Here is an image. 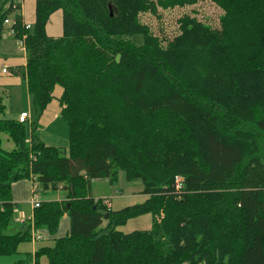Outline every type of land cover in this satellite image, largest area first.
<instances>
[{
    "label": "trees",
    "instance_id": "1",
    "mask_svg": "<svg viewBox=\"0 0 264 264\" xmlns=\"http://www.w3.org/2000/svg\"><path fill=\"white\" fill-rule=\"evenodd\" d=\"M19 1L0 0V43L5 20L25 37L16 74L34 120L0 117V256L30 242V226L11 231V187L28 179L39 192L67 193L35 209L37 229L54 235L70 220V234L37 250L36 264H264V0H211L220 29L184 16L165 47L140 15L204 0H33L31 29ZM56 13L60 37L47 33ZM57 86L68 149L37 135ZM2 102L0 89V116ZM121 172L147 199L114 211L92 184L114 185ZM145 215L150 230L120 231Z\"/></svg>",
    "mask_w": 264,
    "mask_h": 264
},
{
    "label": "rangeland",
    "instance_id": "2",
    "mask_svg": "<svg viewBox=\"0 0 264 264\" xmlns=\"http://www.w3.org/2000/svg\"><path fill=\"white\" fill-rule=\"evenodd\" d=\"M25 10H26L25 16L27 21L33 23V13H35V7L33 5V2H25ZM222 12L223 11L211 0H204L193 5L176 6L167 9H163L160 6H156L155 12L153 14L150 12L143 13L140 15L139 18L141 23H143L144 25H148L149 28L147 29H149L150 31L149 35L151 36L153 35V37L154 36L158 37V39L162 42L161 43L162 46L165 47L169 42L173 41L175 38L182 35V31L180 30L179 27H180V19H182L184 16H190L191 18H196L204 25H207L208 27H211L213 29L215 28L220 29V18L223 15ZM58 16H60V13H58L57 16H55L52 19V24L48 29V34L51 36H58L60 32H62L60 22L57 21ZM57 23L59 24V27H57ZM8 27L9 26H7L6 29H9ZM17 44H18L17 40L15 39L14 36L12 37V39H10L9 37H5L4 39H2L0 43V64L5 60L9 62H18V63L21 62V59L23 60L24 53H20V51L18 50L19 46H17ZM2 69L5 70V67L3 65L0 71ZM6 70L7 71L3 72L4 74L8 73L7 68ZM19 78L21 79L22 84L17 83V84H12L10 86L4 85L5 88L1 87L2 97H3L2 103L6 105V108H5V113L0 117L16 121L20 115V112L24 110L26 113H29L31 119L34 120V114H33L34 109H33V105L30 102L31 98L30 96H28L26 81L23 80L21 76H19ZM59 91H61V89H59ZM37 135L39 136L40 140L43 143H45L47 146L56 147V148H67V149L69 148L68 129L67 126L62 121L57 122L49 129H45V130L41 129V131L39 130L37 132ZM2 147L6 151H12L15 145L13 141L9 140L7 135H2ZM126 178H127L126 174L124 172H121L119 178L117 179L118 180L117 183L114 185H111L107 180H99L93 182L91 193L93 194V196L95 195L96 197L99 196L103 197L100 199H96L95 201L97 200L102 201L106 199L108 200L107 205L109 204V206H107L104 203L103 205L106 206L107 208H110L112 202L109 197L115 196L116 191L121 192L120 190H122L123 199L119 200V202L123 203L127 200L126 204H131L132 196L140 195L144 187H143V183L140 180L129 182ZM22 182L28 183L31 186L28 179L20 180L12 185L11 195L13 194L12 193L13 186ZM32 193H33V188H32ZM30 196L33 198V194L30 193ZM38 196H39V201H42L43 203L61 202L60 200L62 199L66 200L67 198L65 192L63 191L55 192L52 190L46 192L40 190V192H38ZM146 217L149 218H142L138 221H135L133 223L134 226L133 230H143L144 226L142 225L143 223L142 221L144 220L147 221V219H150L151 216H146ZM61 222L62 220L59 223L57 232L61 228L60 226ZM33 228L36 231H39V229H37L35 225H33ZM39 237H43V236H41L40 234ZM32 240H33L32 237H30L31 242L20 244L18 247V252L16 254H13L11 256H4V257L0 256V264H26L28 262L27 259L29 254L31 256H34L38 252L37 250H40L41 248L47 245L43 243L37 245L35 248L32 246L33 243ZM37 242L39 243V241ZM38 264H48V262L45 258H40Z\"/></svg>",
    "mask_w": 264,
    "mask_h": 264
},
{
    "label": "crops",
    "instance_id": "3",
    "mask_svg": "<svg viewBox=\"0 0 264 264\" xmlns=\"http://www.w3.org/2000/svg\"><path fill=\"white\" fill-rule=\"evenodd\" d=\"M25 2H33L34 7H35V3H34L33 0H31V1L30 0H23L22 5H21L22 6L21 15L23 17L24 24L29 25L30 27H33V25L35 23V14L33 13V23L30 22V21H27L26 16H25V11H26L25 10ZM57 14L58 13H56L51 18V20H50V22H49V24L47 26V33H48V29L50 28V26L52 24V19L55 16H57ZM60 16H61V14H60ZM60 16L57 17V21L60 22V26H61V30H62V16L61 17ZM7 26H9V25H6V27ZM57 27H59L58 23H57ZM8 28L10 29V26ZM9 29H8V31H6V33L4 35V38L5 37H9L10 39H12V37L14 35H13V32L9 31ZM61 35H62V32H60V34L58 36H53V37H60ZM17 46H18V44H17ZM18 50H19V48H18ZM20 53H22V52L20 51ZM26 64H27L26 53H24V58H23V60L21 59L20 63H18V62H9L7 60L1 62L0 69H1V67L3 65L5 68L8 69V73L4 74L3 73L4 69H2L0 71V89H1V87L5 88V86H7V85L10 86L12 84H17V83L22 84L21 79L16 74V72L19 69H25ZM23 80H25V79H23ZM26 86H27V82H26ZM59 89H61V91H59ZM61 95H62V88L57 86L55 88V90H54V93H53V97H54L53 102L48 106V108L44 112L42 118L40 119V122H39L40 128H38L40 131H41V129L42 130L43 129L44 130L45 129H49L51 126H53L57 122L62 121L61 118H60L61 117L60 116L61 108H60V104H59V101H58L61 98ZM28 96H29V94H28ZM24 112L25 111L22 110L20 112V114L24 113ZM10 118H12V117H10ZM13 118H16V117H13ZM32 122H33V120L31 119V123ZM29 182H30L31 186L28 183H25V182L18 183V184L13 186V192H12L13 194L11 195V201H12L13 209H14V211H13V223H14V225H13V227H12L13 229L11 231H12V233L24 232L30 226L31 237H32L33 231L36 234H38V235L41 234V236L44 237V238L42 237V240L39 241V243L38 242H34L32 240V242L35 243V244L32 243V246L36 248L37 245L44 243V244H47L44 247H49V246L53 245L55 240L65 238V237H67L70 234V220H69L68 216H64L62 218V222H61V225H60L61 228L59 227L60 228L59 231L56 234H54V235H50L44 229H39V231H36L33 228V225H35L33 223H34V217H35L36 210H35V208H33L34 206H33L32 201H31L33 198L30 196V193L33 194L32 193V182H31V180H29ZM120 191L121 192H119V191L117 192L116 191L115 192L116 193L115 196L109 197L111 202H112V205L110 206V208L112 210H114V211L122 210V209H124L126 207H130V206H133V205L141 204L147 199V196H144V195L140 194L138 196H135V195L132 196L131 204H126L127 200L125 202H123V203H120L119 200L123 199L122 198L123 192H122V190H120ZM66 195H67V193H66ZM92 197H94L95 199L103 198L101 196H99V197H96L95 195L93 196V194H92ZM128 198H129V196H128ZM60 201L61 202L65 201V199H62ZM40 202H41V205H42L43 202L42 201H40ZM146 216H150V215H145V216H142V217H138L136 219H132L131 221L128 222V224L126 226L122 227L120 229V231L128 234V233L134 232V231H147V230H150L151 227H152V223H153V218L152 217H150V219H147V221H145V220L142 221L143 222L142 225L144 226L143 230H133L134 229L133 223L135 221H138V220L142 219V218H149V217H146ZM35 257H36L35 255L31 256L29 254L28 255V259H27L28 260L27 263L28 264H30V263L32 264V261H33V258H34L35 259V264H36L37 261H36ZM39 261H40V259L38 260V263H39Z\"/></svg>",
    "mask_w": 264,
    "mask_h": 264
},
{
    "label": "built area",
    "instance_id": "4",
    "mask_svg": "<svg viewBox=\"0 0 264 264\" xmlns=\"http://www.w3.org/2000/svg\"><path fill=\"white\" fill-rule=\"evenodd\" d=\"M22 2H23V0H21V1H19V3L22 5ZM5 25H10V27H11V25H12V21H10V20H5ZM25 28L26 29H31V27L29 26V25H26L25 24ZM24 39H25V37L23 38V40H17V43H18V46H19V51H21L22 53H26V48H25V44H24ZM5 71H7L6 70V68H5V70L3 71V72H5ZM17 121L20 123V124H28L29 126H30V128H31V116H30V114L29 113H26V112H24V113H21L20 115H19V117H18V119H17ZM25 143H27V144H29V145H31V138H28L27 140H26V142ZM181 183H182V180L180 179V178H176V184H177V187L180 189L181 188ZM32 188H33V194H34V196H33V205H34V208L35 209H38L40 206H41V204H40V202H39V196H38V194H37V185L35 184V183H33V181H32ZM102 202L104 203V204H106L107 205V203H108V200H106V199H104V200H102ZM107 206H109V204L107 205ZM32 239H33V241L34 242H37V241H41L42 240V237H39V235L38 234H36L34 231H33V233H32ZM31 264V263H30ZM32 264H35V259L33 258V261H32Z\"/></svg>",
    "mask_w": 264,
    "mask_h": 264
},
{
    "label": "bare ground",
    "instance_id": "5",
    "mask_svg": "<svg viewBox=\"0 0 264 264\" xmlns=\"http://www.w3.org/2000/svg\"><path fill=\"white\" fill-rule=\"evenodd\" d=\"M37 194H38V192H39V190H38V186H37ZM33 196H34V194H33ZM33 200V199H32ZM40 202V201H39ZM32 204H33V201H32ZM40 204H41V202H40ZM34 206V205H33Z\"/></svg>",
    "mask_w": 264,
    "mask_h": 264
}]
</instances>
